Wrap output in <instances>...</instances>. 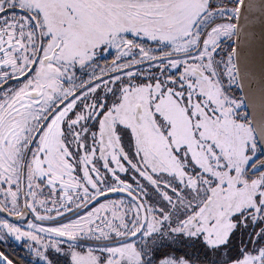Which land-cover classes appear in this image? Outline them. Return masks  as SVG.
<instances>
[{
  "label": "snow or ice",
  "instance_id": "obj_1",
  "mask_svg": "<svg viewBox=\"0 0 264 264\" xmlns=\"http://www.w3.org/2000/svg\"><path fill=\"white\" fill-rule=\"evenodd\" d=\"M0 264H264V0H0Z\"/></svg>",
  "mask_w": 264,
  "mask_h": 264
}]
</instances>
